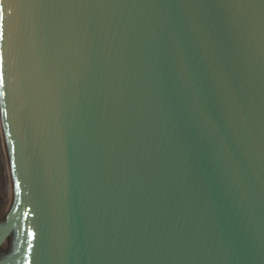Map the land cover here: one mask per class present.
Returning <instances> with one entry per match:
<instances>
[{
	"label": "water",
	"instance_id": "obj_1",
	"mask_svg": "<svg viewBox=\"0 0 264 264\" xmlns=\"http://www.w3.org/2000/svg\"><path fill=\"white\" fill-rule=\"evenodd\" d=\"M0 264H264V0H0Z\"/></svg>",
	"mask_w": 264,
	"mask_h": 264
}]
</instances>
